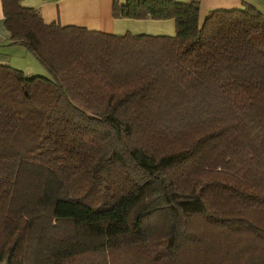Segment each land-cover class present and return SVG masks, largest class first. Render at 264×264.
Listing matches in <instances>:
<instances>
[{
    "label": "trees",
    "instance_id": "trees-1",
    "mask_svg": "<svg viewBox=\"0 0 264 264\" xmlns=\"http://www.w3.org/2000/svg\"><path fill=\"white\" fill-rule=\"evenodd\" d=\"M49 1V0H43ZM0 0V263L264 264V17L113 0L173 36L45 25Z\"/></svg>",
    "mask_w": 264,
    "mask_h": 264
},
{
    "label": "crops",
    "instance_id": "crops-1",
    "mask_svg": "<svg viewBox=\"0 0 264 264\" xmlns=\"http://www.w3.org/2000/svg\"><path fill=\"white\" fill-rule=\"evenodd\" d=\"M112 2L113 0H21L20 4L25 8L37 10L45 25L74 26L114 36L130 34L170 37L174 35L172 20L113 19L111 16ZM198 2L199 23L210 11L235 10L244 6L251 7L264 17V0H198ZM22 59L24 62L20 63ZM0 65L13 67L27 75H39L40 73V67H38L40 65L24 48L9 44L8 33L3 27L1 6ZM25 69L28 70L25 71Z\"/></svg>",
    "mask_w": 264,
    "mask_h": 264
},
{
    "label": "rangeland",
    "instance_id": "rangeland-1",
    "mask_svg": "<svg viewBox=\"0 0 264 264\" xmlns=\"http://www.w3.org/2000/svg\"><path fill=\"white\" fill-rule=\"evenodd\" d=\"M24 62V59H22L21 61H20V63H23ZM31 64H32V62H31ZM38 67H40V73H39V76H42V77H47L48 78V75H47V73H46V71L41 67V66H38ZM21 68V67H20ZM23 69V68H22ZM24 70V69H23ZM28 69H25V71H27ZM37 76V75H36ZM0 264H3V263H0Z\"/></svg>",
    "mask_w": 264,
    "mask_h": 264
}]
</instances>
